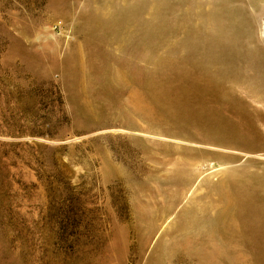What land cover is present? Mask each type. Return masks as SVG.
<instances>
[{
	"label": "rangeland",
	"instance_id": "374dc122",
	"mask_svg": "<svg viewBox=\"0 0 264 264\" xmlns=\"http://www.w3.org/2000/svg\"><path fill=\"white\" fill-rule=\"evenodd\" d=\"M263 213L264 0H0V264H264Z\"/></svg>",
	"mask_w": 264,
	"mask_h": 264
},
{
	"label": "bare ground",
	"instance_id": "6f19581e",
	"mask_svg": "<svg viewBox=\"0 0 264 264\" xmlns=\"http://www.w3.org/2000/svg\"><path fill=\"white\" fill-rule=\"evenodd\" d=\"M213 5V4H212ZM97 13V12H96ZM99 14V13H98ZM102 14V13H101ZM102 16V15H101ZM98 17H99V15H98ZM106 21V20H105ZM178 70V69H177ZM177 73H180V72H178L177 71ZM198 134V133H197ZM236 170H237V168H236ZM241 170V169H240ZM240 170H237V171H239L240 172ZM231 172V171H230ZM232 172H234V171H232ZM244 173V172H243ZM248 173V172H247ZM236 174H237V172H236ZM249 174V173H248ZM248 174H246V175H248ZM238 175V174H237ZM241 175V174H240ZM228 176H229V174H228ZM233 176V175H232ZM235 177V176H234ZM239 177V176H238ZM241 177V176H240ZM239 177V178H240ZM245 177V176H244ZM247 177V176H246ZM245 177V178H246ZM237 178V177H236ZM250 178V177H249ZM238 179V178H237ZM241 180V179H240ZM226 181V180H225ZM248 181V180H247ZM251 181V180H250ZM240 182V181H239ZM243 182H244V180H243ZM225 183V182H224ZM226 185L228 184V182H226L225 183ZM242 184V183H241ZM247 184V183H246ZM249 184H250V182H249ZM225 185V187L226 188H228L227 186ZM230 185H232V184H230ZM245 185V184H244ZM247 186H248V184H247ZM251 186V185H250ZM232 187H234V186H232ZM238 187H239V185H238ZM212 188H217V190H218V192L220 193V198L222 199V201H223V203H224V205H225V210L224 211H229V209H231V207L232 206H235V204H237L238 206H240L238 203H240V204H242L243 202H242V198L240 199V198H238V197H236L232 192H228V191H226V188L224 189L223 188V183H222V181L220 180V182L218 181L217 183H215V185L213 184V187ZM246 188V187H245ZM255 188V187H254ZM233 189V188H232ZM231 189V190H232ZM248 189V188H247ZM213 190V189H212ZM229 190V189H228ZM241 191V190H240ZM249 191V190H248ZM250 191H251V189H250ZM235 193V192H234ZM244 195V194H243ZM249 195V194H248ZM257 195V194H256ZM247 196V195H246ZM248 197V196H247ZM250 197V196H249ZM220 199V200H221ZM255 200V199H254ZM246 202V201H245ZM255 208V207H254ZM234 209H235V207H234ZM249 210H250V212L249 213H251L250 215H249V217H248V219H246V221L248 222V223H254V222H258L257 221V218L254 216V214H253V212H252V205H250L249 206ZM239 211V210H238ZM260 211V210H259ZM257 214V213H256ZM264 214V213H263ZM235 215V214H234ZM261 215V214H260ZM259 217V216H258ZM216 218V217H215ZM212 221V220H211ZM245 221V222H246ZM262 221V219L260 218V222ZM247 226V225H246Z\"/></svg>",
	"mask_w": 264,
	"mask_h": 264
}]
</instances>
